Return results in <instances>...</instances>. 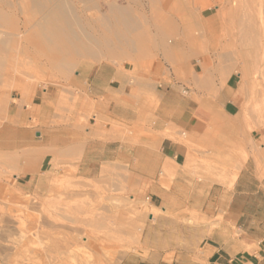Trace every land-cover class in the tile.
Masks as SVG:
<instances>
[{
    "label": "crops",
    "instance_id": "0c3cea01",
    "mask_svg": "<svg viewBox=\"0 0 264 264\" xmlns=\"http://www.w3.org/2000/svg\"><path fill=\"white\" fill-rule=\"evenodd\" d=\"M160 1L148 6L156 13L146 26L152 37L150 64L101 63L78 75L86 94L83 114L89 115L83 125L85 143L56 142L58 133L79 130L77 124L42 128L55 107L48 87L37 88L26 108L15 106V112L35 115L39 122L34 136L22 139L21 145L12 141V150L21 149L18 170L50 171L56 152L66 159L80 152L81 160L89 162V173L132 157L134 171L150 180V206L166 204L167 213L158 220L171 225L165 240L150 248L148 259L130 255L123 264H264V122L259 124L247 111L256 105L251 81L245 78L249 74L232 57L202 48L201 40L221 27L205 15L210 7L195 8L197 20L188 27L183 18L190 13L179 9L181 0ZM171 24L176 36L170 33ZM189 42L195 54H184ZM227 59L231 62L222 61ZM34 151L37 160L25 170ZM142 152H152L148 163ZM163 169L164 190L158 185ZM190 220L199 224L191 226L186 223Z\"/></svg>",
    "mask_w": 264,
    "mask_h": 264
},
{
    "label": "rangeland",
    "instance_id": "374dc122",
    "mask_svg": "<svg viewBox=\"0 0 264 264\" xmlns=\"http://www.w3.org/2000/svg\"><path fill=\"white\" fill-rule=\"evenodd\" d=\"M112 1L123 5L127 3V0H97V8L89 6L83 14L89 19H96L101 13L108 14V2ZM139 1L140 4L133 6V9L137 14L144 16L145 26H149L156 13L148 11L149 1ZM255 1H259L258 5ZM258 1L251 0L250 7L252 12L254 11L253 14L256 13L254 16L257 22L263 24L264 19H258L264 17V0ZM80 6V4L77 6L78 10ZM220 10L221 5L215 3L205 15L215 21ZM258 14L262 16L258 18ZM14 23L22 32L24 28L21 13L14 14ZM233 26L231 29L216 28L212 33L216 35L215 37L208 34L201 40L202 48L217 54L221 51L231 52V49L235 52L236 48H239L235 44L239 45L243 36L240 34L239 26L236 24ZM226 32H229L228 36ZM189 45L195 50L191 42ZM147 47L145 48L149 53L145 50L136 59L134 57V60L125 57L117 61L102 59L88 60L86 63L80 60L81 62L72 69L71 72H74L71 76L64 78L59 74L54 76L48 68L40 71L29 69L24 72L25 74H21L5 65L4 70L0 71V264H123L124 259L130 255L138 259H148L151 255L150 248L165 240L166 230L171 222L158 218L166 215V204L163 203L156 208L150 206L147 200L150 180L134 171L132 157L112 160L89 173V162L85 157L81 160L80 152L68 159L56 152L50 171L27 173L18 171L17 159L20 157L21 149L12 150L13 139L19 140L17 145H21L22 139L34 136L32 132L39 128L35 115L27 117V114L24 116L15 112V106L19 105L20 109L26 108L32 93L37 88L47 87L54 93L55 107L53 116L47 118L42 128L77 124L79 130L64 136L58 133L56 142L68 139L74 143H85L83 125L88 124L89 115L83 114L86 94L82 83L84 79L78 75H84L89 69L82 70V64L85 62L90 67L101 63L140 67L141 64L150 62L148 58L151 51L150 47ZM141 57L142 60L144 58L146 60L143 62ZM235 57L232 58L249 74L245 78L251 81L253 90L251 100L256 102V105L247 111L259 124L263 123L264 56L262 58L260 55L257 56L259 59L252 56L246 60ZM30 71L33 73L30 74ZM22 93H26L23 103L20 102ZM59 93L65 96L62 97L64 98L62 101L58 98L61 96ZM142 153L144 163H148L152 152ZM30 156L32 165L37 160V152H30ZM27 168L28 158L25 169ZM159 177L158 185L164 190L166 186L164 169ZM152 184L156 185L155 181ZM186 223L197 226L199 221L190 220ZM165 259L170 260L169 257Z\"/></svg>",
    "mask_w": 264,
    "mask_h": 264
},
{
    "label": "bare ground",
    "instance_id": "6f19581e",
    "mask_svg": "<svg viewBox=\"0 0 264 264\" xmlns=\"http://www.w3.org/2000/svg\"><path fill=\"white\" fill-rule=\"evenodd\" d=\"M96 1L97 0H0V71L4 70L5 65L8 66L10 69H13L14 71H18L21 74L26 72V70H29V69L30 70L34 69V71L36 70L40 71V69L48 68L50 72L52 71L51 73H54V76H57L56 74H59L63 76L64 78V77L71 76V74L74 72V71L71 72L72 69L76 67L79 62H81L80 60L82 61L84 60L86 61V63L88 60L95 61V60H102V59L103 60L104 59H115L117 61L118 59H123L124 57L128 60L129 59L134 60V57L136 59L142 53H144L146 50L145 47L149 46L152 37H150L149 35L150 33L148 31L149 28L145 26L144 16L141 14L140 15L137 14L134 11L135 9H133L134 8L133 6L139 5L140 1L139 0H127V3H125V5L118 4L117 2H114V1L108 2V10H109L108 14L99 13L100 15H97L96 19H89L86 15L83 14V12L85 10H88L89 6H94L95 8H97ZM148 1L149 3L152 4L150 5V7H152V6H155L154 3H157L158 0H147V2ZM161 1L163 2L162 5L163 4L165 5V2H164L165 0H161ZM166 1L168 2V0ZM181 2L183 3L182 5L180 1H178L179 5H181L179 9L186 10V11L188 10L189 11L188 13H190L185 18H183V23L185 26L186 25L188 27L192 26L197 20L196 17L193 15L195 8L203 11L209 7H212V5L215 3L216 4L218 3V5L219 4L221 5V10L219 11L218 14L216 13L217 16H216L215 21L217 22L218 25H220L221 27H229L228 29H231L230 27L233 26V24H236V26H239L238 28H240L239 29L240 34L241 36H243V38H240L242 40L239 43V45L235 44L236 47L238 46L239 48L235 47L236 48L235 52H233L232 49H231V52L221 51L219 52L220 56L225 57V59L226 58L229 59L233 56L235 57L236 55L237 57L235 58L241 59V60L249 59V57H252V56L259 57L260 55L261 58L264 56V23H263L264 21L262 22L263 24H259V22H257V20L255 19L254 15L256 13L253 14L254 11L252 12L251 7H250L251 0H183V1L181 0ZM258 2L255 1L257 5H258ZM79 4L81 5L80 10H78L77 8ZM252 7H256V6H252ZM16 12L21 13L23 16V28L24 29L22 30V32L20 31L18 25L14 23V14ZM259 12L261 11L259 10ZM259 14H258V18L262 16V15L260 16ZM262 18L264 19V17H261V19H258V20H263ZM166 22H168L167 24H170L169 21H166ZM171 25H172L171 27L172 30L169 28L170 33L173 36H176L177 29L173 28V24ZM167 26H170V25H167ZM232 30L231 32H233ZM208 31L209 33L211 32L210 30ZM228 33L226 32L227 36H228ZM155 35H156V32H155ZM214 35L212 34V37ZM236 36H238V34ZM173 41H175V39ZM228 41L229 39L227 40V42ZM158 42L159 41L157 39V43ZM224 43H226V40ZM173 46H176V45H173ZM189 46L185 48L184 54L186 55L195 54L196 49L194 50L193 48ZM213 46L215 45H212V47ZM152 47H155V46H152ZM181 47H183V44ZM147 52L149 53V51ZM164 56H165L164 58L168 57L166 54ZM151 57L152 59H155L153 56ZM219 58L221 59V57ZM228 59L222 60V61L228 62ZM258 59L255 60L256 64L257 62H259L257 61ZM141 60H142V57H141ZM263 60L264 58H262V62ZM142 61L144 62V59ZM232 61H234L235 64L237 63V60L235 61L232 59ZM230 62H231V59H230ZM234 62L232 63L234 64ZM86 63L84 62V64H82V70L86 71L89 69L90 66L89 64H86ZM146 63H144L145 67H146ZM147 64H150V63H147ZM257 65L259 66V64ZM119 66L120 65H118V67ZM150 67L151 66L148 65L149 69ZM220 67H221V64H220ZM173 68H176V67H173ZM224 68H222L223 71H224ZM233 69L231 70L229 68L228 72L233 71ZM176 70L177 69H175V72ZM217 70H218V67H217ZM258 71L261 72V70H258ZM50 72L48 73L50 74ZM29 73L31 74L33 73V71H30ZM179 73L178 74L176 73V74L179 75ZM227 74L229 73H226V75ZM51 76H49V78ZM72 81H74V79H72ZM72 83L73 82H71V84ZM202 83H204V81H202ZM195 84L197 85L198 83H195ZM262 89H263L262 93H264V83H263ZM22 91L25 92L24 90ZM25 94L24 93L21 94L22 101L20 102L22 103L25 100L24 99ZM62 97H65V96L64 95L62 96L61 94V96L59 95L58 98H60L62 101L64 99ZM30 157L31 156L28 157L29 167L31 166ZM27 169L29 171V168Z\"/></svg>",
    "mask_w": 264,
    "mask_h": 264
}]
</instances>
